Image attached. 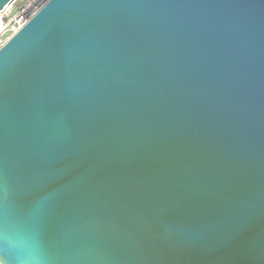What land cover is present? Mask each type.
<instances>
[{"label": "water", "instance_id": "obj_1", "mask_svg": "<svg viewBox=\"0 0 264 264\" xmlns=\"http://www.w3.org/2000/svg\"><path fill=\"white\" fill-rule=\"evenodd\" d=\"M0 264H264V0H48L10 36Z\"/></svg>", "mask_w": 264, "mask_h": 264}, {"label": "built area", "instance_id": "obj_2", "mask_svg": "<svg viewBox=\"0 0 264 264\" xmlns=\"http://www.w3.org/2000/svg\"><path fill=\"white\" fill-rule=\"evenodd\" d=\"M48 0H10L0 10V47Z\"/></svg>", "mask_w": 264, "mask_h": 264}]
</instances>
